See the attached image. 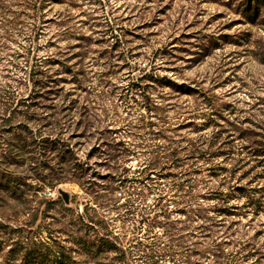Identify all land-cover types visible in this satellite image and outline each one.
<instances>
[{
	"label": "rangeland",
	"instance_id": "374dc122",
	"mask_svg": "<svg viewBox=\"0 0 264 264\" xmlns=\"http://www.w3.org/2000/svg\"><path fill=\"white\" fill-rule=\"evenodd\" d=\"M0 27L3 80L23 76L26 66L29 69L45 57L50 64L45 71H63L73 64L71 70L80 73L78 78L83 81L78 88L71 83L75 78L70 79L71 74L60 75L56 103L62 106L61 101H76L80 110L97 119L91 121L97 129H106L103 135L107 137L89 129L83 138H71L77 142L80 156L103 141L115 140L131 149L130 143H137L143 131L128 125L139 124L140 112L148 115L143 109L146 95L168 108L160 116L173 118L171 123L180 124L177 132L183 134L188 132L184 125L188 121L199 126L203 120L206 124L208 117L224 124L211 114L220 106L234 110L231 117L255 115L264 131V0H0ZM156 75L183 84L191 94L153 83L150 76ZM51 102L49 99L48 104ZM218 129L206 130L212 134ZM81 132L70 129L65 136ZM240 143H232V151L236 152ZM238 153L230 163L239 158L245 161L250 155L245 150V154ZM90 162L95 170L92 180L108 184V176L115 172L112 164L103 165V158L97 156ZM247 162L249 165L241 170L252 164ZM140 163L138 153L124 155L117 163L118 171L127 174L140 168ZM236 178L238 184L264 196L261 167H252L242 176L238 172ZM32 184L38 198H57L59 188L67 191L75 202L64 206L72 209L80 210L82 203L93 202L75 182H61L53 188ZM110 196L112 199L99 211L115 221V230L126 231V239L135 235L149 243L145 225L136 223L132 230V223L121 217L125 195L115 191ZM151 202L150 196L147 203ZM55 206L51 212L58 218L60 205ZM236 214L229 229L234 234L223 244V253L229 254L235 244L233 249L240 252L236 264H264V208L259 213L239 208ZM17 218L22 222L27 216L15 217L9 212L6 219H0V264H21L15 252L21 236L12 227ZM47 222L48 218L39 215L34 234L45 238ZM246 253L253 256L243 261L241 256ZM229 260L230 255L224 259L209 256L202 263L193 257L191 264H233Z\"/></svg>",
	"mask_w": 264,
	"mask_h": 264
},
{
	"label": "trees",
	"instance_id": "16d2710c",
	"mask_svg": "<svg viewBox=\"0 0 264 264\" xmlns=\"http://www.w3.org/2000/svg\"><path fill=\"white\" fill-rule=\"evenodd\" d=\"M46 61L47 57L36 60L29 69L26 66L18 78L3 80L0 74V219H6L9 212L15 217L27 216L22 222L17 218L18 223L12 226L21 236L15 251L20 263L191 264L193 257L202 262L204 257L224 259L230 255L229 261L236 264L240 252L233 249L235 244L229 254L223 253V244L234 234L229 230L234 216L239 208L248 213L261 212L264 196L234 178L236 173L242 176L252 167H261L264 172L263 123L252 114L231 117L234 110L220 106L211 114L224 126L207 117L213 124H208L206 118V124L203 120L199 126L188 121L184 123L188 132L183 134L177 132L180 124L171 123L173 118L160 116L168 108L146 95L143 109L148 115L140 112L139 124L128 125L143 131L137 143H130L131 149L115 140L103 141L91 146L83 157L71 138H83L89 129L103 135L106 129H97L91 122L97 119L80 110L76 101L57 105L60 75L71 74L70 79L75 77L71 83L76 86L83 78L71 70L73 64H68L67 71H45L50 66ZM150 80L173 92L191 94L186 92L191 89L166 76H150ZM49 99L53 101L50 104ZM214 126L219 129L208 133L206 129ZM70 129H81L82 134L66 137ZM235 142H241L236 152L231 146ZM244 150L250 154L247 160L229 162ZM134 153H138L140 168L127 174L119 172L121 157ZM95 156L115 169L108 176V184L92 180L95 170L90 160ZM249 160L252 164L241 170ZM33 182L49 188L75 182L93 197V202L82 203L78 210L64 206L59 195L54 199L38 198ZM115 191L126 197L121 217L132 223V230L136 223L145 225V240L150 239L149 243L135 235L126 239V231L115 230V221L99 211ZM239 199L244 200L241 205L233 203ZM74 202L75 197H70V205ZM56 204L60 205L58 218L51 212ZM39 215L48 218L45 238L33 232ZM252 256L246 253L241 258L246 261Z\"/></svg>",
	"mask_w": 264,
	"mask_h": 264
},
{
	"label": "water",
	"instance_id": "95a60500",
	"mask_svg": "<svg viewBox=\"0 0 264 264\" xmlns=\"http://www.w3.org/2000/svg\"><path fill=\"white\" fill-rule=\"evenodd\" d=\"M58 193L60 194V196L63 199V201H64L65 204H67V205L70 204V197H71V195L67 191L59 188L58 189Z\"/></svg>",
	"mask_w": 264,
	"mask_h": 264
}]
</instances>
